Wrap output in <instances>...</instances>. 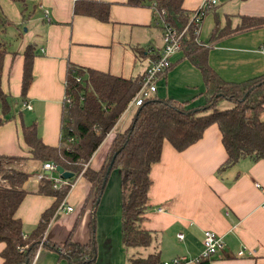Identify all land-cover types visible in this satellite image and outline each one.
<instances>
[{"label": "crops", "instance_id": "crops-1", "mask_svg": "<svg viewBox=\"0 0 264 264\" xmlns=\"http://www.w3.org/2000/svg\"><path fill=\"white\" fill-rule=\"evenodd\" d=\"M24 1L21 14L13 1L0 0L6 22L0 34L6 48L0 91L9 116L0 125V155L23 158L15 166L28 174L21 185L26 194L15 210L23 236L34 228L53 197L35 193L42 163L30 158L20 128L33 124L41 143L57 145L66 64L129 78L140 76L161 47V30L149 7L130 6L126 0ZM201 1L181 0V8L189 14ZM102 7L106 8L104 19L98 18ZM243 17L264 18V0H214L199 22L197 39L206 43L214 26L233 29ZM28 43L35 55L21 98V53ZM204 56L208 68L225 83L263 74L264 25L222 36ZM169 61V68L155 81L153 96L187 107L202 105L204 85L199 70L180 50ZM132 111L120 114L88 159L89 169H99L114 127L124 119L123 125L128 124ZM224 160L215 124L205 127L197 141L179 152L162 141L159 158L147 173L146 208L139 228L151 234V241L136 251L140 257L156 253L159 264L177 258L183 259L179 264H196L202 232L209 230L220 237L223 247L205 264H264V209L259 207L264 201V159L241 158L216 173ZM47 176L57 178L53 172ZM68 184L43 231L45 243L37 247L31 264H70L58 251L66 241L79 246L92 243L89 264H128L129 253L120 240L117 170L108 173L94 203L82 176ZM59 205L71 211H58Z\"/></svg>", "mask_w": 264, "mask_h": 264}, {"label": "trees", "instance_id": "trees-1", "mask_svg": "<svg viewBox=\"0 0 264 264\" xmlns=\"http://www.w3.org/2000/svg\"><path fill=\"white\" fill-rule=\"evenodd\" d=\"M11 1L18 5L22 14L25 1ZM126 4L151 8L155 25L160 30L169 28L178 33L185 27L179 37L178 50L200 72L204 85L203 104L187 107L170 99L156 98L154 94L143 99L138 106L131 107L133 111L128 124L122 130L113 132L103 163L93 171L86 165L88 159L125 111L141 83L143 73L120 78L67 63L57 145L50 147L41 143L33 124L21 126L20 131L31 159L51 163L71 173L67 183L77 175L82 176L89 183L93 203L102 190L101 183L112 169H116L121 198V244L125 249H142L151 241V234L139 228L146 208L147 173L150 165L159 158L163 140L179 152L197 141L205 127L215 124L225 152V160L217 167L216 173L241 158L253 161L264 159V73L240 83H225L208 68L204 56L212 42L231 32L263 26L264 18L243 17L233 29L214 26L208 42L202 43L197 39L198 27L196 29L188 23L193 11L187 14L181 8V0H126ZM102 10L98 16L100 19H104L106 8L102 7ZM5 23L0 13V34ZM5 53V42L0 36V72ZM157 54L151 62L157 58ZM21 55L22 98L31 79L30 64L35 55L33 45L28 43ZM221 100L228 101L230 106L218 109L216 105ZM0 109L1 125L9 118L8 104L1 91ZM22 159L0 155V244L3 245L0 264L30 263L37 246L45 243L42 239L45 226L68 189L67 185L52 188L45 176L38 179L35 193L51 196L53 202L41 213L34 228L23 236L20 221L15 217V210L26 194L21 185L28 174L15 166ZM91 245L79 246L66 241L58 251L70 264H89L93 259ZM206 260H199L196 264H205ZM128 264L159 262L155 253L145 257H129Z\"/></svg>", "mask_w": 264, "mask_h": 264}, {"label": "built area", "instance_id": "built-area-1", "mask_svg": "<svg viewBox=\"0 0 264 264\" xmlns=\"http://www.w3.org/2000/svg\"><path fill=\"white\" fill-rule=\"evenodd\" d=\"M214 3V0H202L199 7L195 9L190 14L188 23L191 24L193 27L199 26V19L203 16V13L205 9ZM195 29V31H196ZM185 30V27L181 29L180 32H175L173 30H170L169 28H163L161 30V47L158 51L157 58L149 63L146 68L143 71V75L141 77V83L132 96V98L128 101L126 107L124 110L138 106L143 99L149 97L152 95L155 91V81L158 78L159 75L165 70H167L170 66V57L173 53H175L178 50L179 47V37L182 34V32ZM55 166H53L51 163L43 162L40 166V173L37 174V179H40L41 177L46 175L43 172L48 173H55L54 172ZM47 179L51 182L52 188H57L62 185L69 184L66 182L65 179H61L58 175L57 178L51 179L47 176ZM259 207L264 209V201L259 204ZM58 211H71V208L68 206L59 205L57 207ZM177 238H180V235H176ZM38 247V246H37ZM223 247V243L215 233L209 230H205L202 232L201 236V252L199 256L194 260L195 262L202 260V259H208L210 256L214 255L217 251H219ZM38 248H36L32 259L29 264L32 263L33 258L35 254L37 253ZM183 259L177 258L170 261V263H162V264H179Z\"/></svg>", "mask_w": 264, "mask_h": 264}, {"label": "rangeland", "instance_id": "rangeland-1", "mask_svg": "<svg viewBox=\"0 0 264 264\" xmlns=\"http://www.w3.org/2000/svg\"><path fill=\"white\" fill-rule=\"evenodd\" d=\"M230 106V103L225 101V100H221L219 101L218 105H217V108L218 109H224V108H227ZM124 119V117H123ZM125 120V119H124ZM124 120H121L115 127H114V131H118V130H122L123 129V123H124ZM112 135V134H111ZM112 137V136H111ZM112 171V170H111ZM54 174V173H53ZM128 253H129V257L130 258H135L137 257L138 253L136 252L138 250V248H128ZM141 257H144L143 255H141Z\"/></svg>", "mask_w": 264, "mask_h": 264}, {"label": "water", "instance_id": "water-1", "mask_svg": "<svg viewBox=\"0 0 264 264\" xmlns=\"http://www.w3.org/2000/svg\"><path fill=\"white\" fill-rule=\"evenodd\" d=\"M113 156H114V154L112 155V158H113ZM109 168V167H108ZM107 171H108V169H107ZM106 171V172H107ZM54 172L61 178V179H65V180H67V179H69L70 177H71V173H69V172H67V171H63L61 168H59V167H55L54 168ZM44 174L45 175H48L49 173L48 172H44ZM103 183H104V181L101 183V185H100V188H102V186H103ZM97 201V199L95 200V202Z\"/></svg>", "mask_w": 264, "mask_h": 264}]
</instances>
